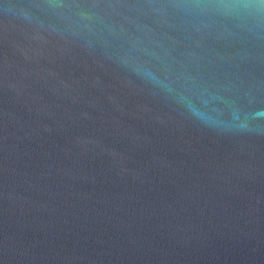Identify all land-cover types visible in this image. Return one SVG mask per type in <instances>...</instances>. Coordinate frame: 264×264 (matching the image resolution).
I'll use <instances>...</instances> for the list:
<instances>
[{"label": "water", "instance_id": "95a60500", "mask_svg": "<svg viewBox=\"0 0 264 264\" xmlns=\"http://www.w3.org/2000/svg\"><path fill=\"white\" fill-rule=\"evenodd\" d=\"M0 264H264V0H0Z\"/></svg>", "mask_w": 264, "mask_h": 264}]
</instances>
